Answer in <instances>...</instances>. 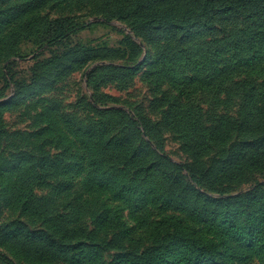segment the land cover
I'll list each match as a JSON object with an SVG mask.
<instances>
[{
	"label": "rangeland",
	"instance_id": "rangeland-1",
	"mask_svg": "<svg viewBox=\"0 0 264 264\" xmlns=\"http://www.w3.org/2000/svg\"><path fill=\"white\" fill-rule=\"evenodd\" d=\"M200 1L0 0V264H264V6Z\"/></svg>",
	"mask_w": 264,
	"mask_h": 264
},
{
	"label": "trees",
	"instance_id": "trees-1",
	"mask_svg": "<svg viewBox=\"0 0 264 264\" xmlns=\"http://www.w3.org/2000/svg\"><path fill=\"white\" fill-rule=\"evenodd\" d=\"M209 1L214 2L213 6L215 7V10L221 15H243L244 10L247 8L261 7L262 5L264 6V0H204L200 1V5L204 7ZM162 15H165V13ZM140 24L145 25L147 23L140 22ZM172 264H177V262L175 261ZM193 264H200V262L197 259Z\"/></svg>",
	"mask_w": 264,
	"mask_h": 264
}]
</instances>
